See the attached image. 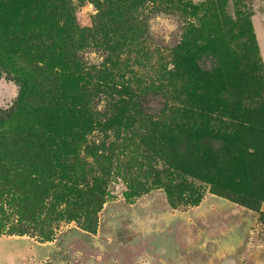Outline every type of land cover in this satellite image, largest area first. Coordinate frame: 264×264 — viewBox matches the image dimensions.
Wrapping results in <instances>:
<instances>
[{"label": "rangeland", "instance_id": "374dc122", "mask_svg": "<svg viewBox=\"0 0 264 264\" xmlns=\"http://www.w3.org/2000/svg\"><path fill=\"white\" fill-rule=\"evenodd\" d=\"M201 1L0 0L7 22L3 5L21 9L14 38L0 22V61L27 84L18 109L0 121V133L19 131L20 143L41 141L49 155L66 157V168L43 185L16 156L0 154V264H264V200L249 185L243 161L264 132V0ZM153 10L184 16L187 35L177 48L142 36ZM162 21L154 26L160 31ZM206 50L227 60L230 87L245 95L238 105L221 101L230 87L219 74L198 67L196 56ZM59 76L54 96L52 80ZM153 88L166 94V113L137 115L125 127L137 98ZM18 95L15 84L0 81L1 107ZM74 104L92 124L89 134L72 119ZM96 152L112 158L119 179L111 186L115 195L101 196L95 232L79 216L46 226V235L12 233L28 213L22 193L54 190L55 183L66 188L72 168L95 166ZM102 175L95 169L94 177ZM22 177L30 185L16 190ZM137 183L146 194L135 195ZM79 188L93 191L90 184ZM218 188L236 191L235 201L215 194ZM77 204L70 198L58 210Z\"/></svg>", "mask_w": 264, "mask_h": 264}, {"label": "trees", "instance_id": "16d2710c", "mask_svg": "<svg viewBox=\"0 0 264 264\" xmlns=\"http://www.w3.org/2000/svg\"><path fill=\"white\" fill-rule=\"evenodd\" d=\"M209 2L204 0L199 2L200 4ZM69 9L73 11L71 2L68 3ZM240 10V5L236 6ZM235 8V9H236ZM2 11L5 15L11 17V22H7L4 18H0L1 24L6 30L10 32L12 38H14L11 32L14 26L17 25L18 17L21 13V9L17 4H5L2 6ZM241 11V10H240ZM239 11V12H240ZM26 16L29 19V11H26ZM182 14L164 12V11H150L142 22V36L158 46L164 48L175 49L186 38L187 28ZM163 20L164 30L160 31L155 28L157 21ZM173 27L174 30H170ZM168 29L171 31L168 33ZM166 35L163 36V33ZM162 32V35H160ZM78 60L83 64H88L85 60L84 54L79 53L77 55ZM196 63L201 71L208 73L209 75L219 74V79L224 85L231 83L230 78L227 77L229 72L227 60L217 54L214 51L206 50L201 51L196 56ZM61 76L55 77L52 80L54 96L61 91ZM6 80L7 82L15 84L19 89V95L15 103L9 108H3L0 106V121L10 118L18 109L19 105L24 100L27 94L26 80L17 72H15L7 64H3L0 61V81ZM230 87V85H229ZM55 100V97H52ZM245 95L235 88H226L221 93V101L226 106H236L241 101H244ZM94 110L96 113L101 114L98 109V101L94 104ZM168 110V99L166 94L157 88L149 89L142 93L136 101L134 110L129 114L124 122V126L129 128L135 124L136 116L158 118L166 113ZM264 112V111H263ZM70 113L72 119L82 124V131L84 134L92 132V124L83 122L82 110L78 104H74ZM259 121L264 125V114L260 116ZM20 137H24L19 131L11 133H0V154L2 156L14 155L19 159L20 164L23 167L31 169L33 173L39 176L41 184L45 185L49 179L55 176V170L66 168L65 154L55 153L52 156L48 154L47 145L40 143L41 141L35 140L34 143L27 140L24 143H20ZM95 166L78 163L75 165L70 174L69 185L62 189L61 185L55 183L53 185L54 190L49 188L41 189L33 194L22 193L21 202L27 214L20 216L17 225L12 227V233L17 235H28L38 232L41 235H46V226H51L54 223L62 220L76 221L81 216V225L83 228L92 232L96 230V217L101 211L104 200L101 196L115 195L111 191L113 180L119 179V174L113 167L112 158L109 155L102 152H96ZM245 170L249 176V185L256 191L261 199L264 200V132L261 134L259 141H255L249 144L246 148L244 158ZM36 166V167H35ZM35 169H32L34 168ZM95 169H99L102 172L101 177H94ZM38 170V171H37ZM5 172L4 166L0 164V175ZM85 184L93 186L92 192H87L82 188H79ZM30 181L27 177H22L18 183L13 187L18 188L29 186ZM135 195H143L147 193L145 184L137 183L133 186ZM228 190L218 188L214 191L218 196L234 200L231 196L236 195V191L231 194ZM47 195H50L49 197ZM1 197V196H0ZM76 198L81 201V204L76 206H69L64 212L59 211L60 205L64 204L67 199ZM235 201V200H234Z\"/></svg>", "mask_w": 264, "mask_h": 264}]
</instances>
